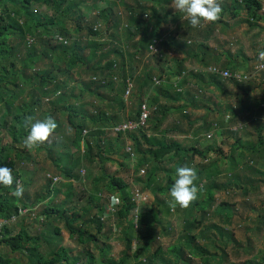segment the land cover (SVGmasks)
<instances>
[{"label": "trees", "instance_id": "1", "mask_svg": "<svg viewBox=\"0 0 264 264\" xmlns=\"http://www.w3.org/2000/svg\"><path fill=\"white\" fill-rule=\"evenodd\" d=\"M131 1L132 5H126L127 36L131 40L140 36L139 41L132 44L133 51L129 55L132 68L136 65L137 58L144 56V49H149L155 40H161L162 19L157 7L148 9L143 5V0ZM229 1L230 5L222 4L219 0L222 16L225 14L238 16L242 11H246L251 22L256 24L264 21V15L261 14L263 10L261 0ZM88 2V0H0V120H2V126L9 129L12 138L8 146L0 144V167L11 168L15 179L22 181V174L17 169L18 161L30 159L29 150L24 145V138L28 135L29 129L24 126L23 121L27 116L33 118L37 116L33 110L42 107L43 101L49 99L47 104L51 105V109L48 113L43 111L41 114L55 118L58 124L57 129L65 124L68 125V129H71L69 137L61 132V138L64 136L70 142V146L63 149L70 150L60 152L58 158H55V148L61 147L62 143H54L55 145L51 147H45L44 144L36 146L39 149L48 150L49 158L61 171V182L62 178L66 180L62 186H53V180L49 179L43 188V194L38 196L34 203H29L27 198L11 195L14 186L9 188L0 185V221L6 222H11L13 218H22L20 212H31V209L40 204L43 205V202H49L61 193L65 194V199L60 204L46 202L42 206L41 214L36 220L44 227L43 233L31 236L22 228L15 234L10 227L12 223H9L1 232L0 247L9 248L12 254H21L23 259L25 254V258L31 264H193L192 259L195 256H207L197 245V237L193 234L195 229L204 227L203 220L198 221L197 225L191 223L192 221H182L180 226L186 234L170 243L165 250L158 243L156 226L162 229L163 237L165 236L166 239L174 237L175 232L172 231L174 229L170 219L166 221L164 217V214L173 216V209L169 206L170 200H156L155 204L159 208L145 205L138 214L136 222L134 213L136 202L133 201V193L124 179L110 175L107 164L112 161L113 155H117L120 160L122 159L123 167H127L128 160L135 158L137 173L143 169L148 171V168L152 166L146 179L137 176L135 182L143 183V188L155 195H167L175 181L177 167L185 165L191 167L193 162L195 163V157L206 159L209 153L215 151L214 147L206 146L202 150L198 149L199 147H187L178 141L176 136L188 135L190 132V129L183 128L182 119L186 120L191 127L202 122L204 130L209 131L207 134L213 141L224 137L234 139L230 153L225 155L229 161L227 181L219 178L223 175L219 168V159H214L212 165L206 167V172L203 168L197 170L198 179L209 177V181L203 180L201 185V182L199 183L198 187L201 190L198 198L192 202V207L203 214L204 218L206 214L210 215L209 211L216 201V193L240 189L239 191L247 197L252 192L262 189L264 185V98L258 99L252 95L251 92L256 84L248 85L246 82L240 83L234 79L224 82L225 80L221 81V77L215 75L209 77L210 83H207L202 77L206 73L196 75L197 77H194L198 79L197 85L201 86L203 83H207V86L214 85L226 98L233 95L226 89L230 83L242 93L238 94V105L228 104L226 107L217 105L218 109L204 106V116L190 123V115L187 111L190 109L197 111L202 108L199 105L200 100L207 94L189 89L191 78L186 74L184 66L187 59H175L174 65L170 67L169 64L168 69L164 70L168 59L156 55L154 62L161 71L158 77L164 78V82L159 86L154 83L156 75L151 67H146L143 74L133 77V71L128 72L126 69L124 49L116 43L101 42V39L105 37L114 40L116 37L111 34V30L113 32V29L118 28L122 23L121 16L116 10V0L108 4L105 9L101 7L96 9L101 0H92V9L98 11V14L92 17L94 22L87 21V16L83 13V5ZM35 5L46 6L53 10V14L42 12L37 14L33 12ZM149 10L152 16L147 20L144 14ZM233 10L234 14L231 13ZM153 21H157L156 29L150 34L149 28ZM223 22L220 17L218 21L208 23V31H212L214 26ZM96 23L105 25L106 29L101 32L98 31L99 29L95 30ZM183 23V26L186 25L187 34L194 38H198L199 29L206 24L202 22V26L193 28L187 19ZM256 26L251 24V27ZM84 31L90 38L87 46L90 50L88 55L85 53L81 39L76 38ZM57 36L67 39L68 45L58 44L55 40ZM29 37L35 38L32 45H29ZM171 40L173 39L168 37L163 45L169 46ZM181 46L189 48L188 43ZM194 50L193 48L192 51ZM56 53L63 56L65 71L53 62V55ZM47 59L52 61L51 68L40 71L38 65ZM202 63L200 61V64ZM209 64V61H206L203 66L207 67ZM78 66H81L86 77L82 80L81 92L88 93L101 103L107 104V108L92 102L91 106L94 110L88 111L86 103H79L83 95L73 93L75 87H72L71 94L67 93L69 84L63 77H71L73 70ZM220 68L236 72L240 69V63L232 61L231 64L220 66ZM116 71H119V83L112 78L108 81L107 77L116 75ZM60 72L62 76H58ZM129 77L136 83L130 98L131 103L136 105V110L133 112L127 109L124 98L126 81ZM175 78H181V80H173ZM261 79L264 85V77ZM208 97V99L211 98ZM246 97L248 98L245 99ZM74 98L76 101L71 100ZM145 102L153 108L146 126L135 131L121 132L110 137L113 138L110 141L111 139L109 140L107 136L110 135L111 129L124 122L137 120L141 115V106ZM1 108L4 112H1ZM215 113L223 114L221 123L212 124L208 121L209 115ZM59 114L65 116V122L61 121ZM178 114L181 119L178 118ZM170 116L173 123L168 124L166 121ZM239 121H243L240 122L244 123L243 126L239 124ZM248 123L256 125L258 132L256 142H245L240 138L242 130ZM237 125L243 128L234 130L233 128ZM213 127H219V130L215 133L210 131ZM193 132L194 129L191 130V133ZM165 162H172L173 166L166 170L167 182L163 186L159 183L161 172L159 167ZM94 164L101 171L100 175L92 180L95 192L82 191L79 196L76 195L74 183L82 179L81 172H77L78 169L85 167L91 175ZM105 188L119 193L120 203L116 219L121 228H119L120 240L124 249L118 261L111 257V246L104 240V238L108 240L110 238L103 235L104 217L107 215L108 205L100 203L98 195ZM74 198H77L79 202L82 198H86L87 203L80 208L78 205L73 207ZM234 208V204L221 203L215 211L223 216L220 220L221 225L217 223L209 225L207 228L204 227L201 233L205 240L215 236L212 232L217 234L215 243L218 244L221 255V258L216 261L217 264L228 263L229 256L226 250L229 244L245 248L246 254L250 255L249 248L243 247L233 234V230L228 228L233 223ZM260 218L262 225H259L257 232L264 228V212L260 214ZM52 223L62 225L70 239L78 245L79 250L75 254L56 243L57 237L60 236V229L52 226ZM248 245L252 247L251 242H248ZM40 249H46L44 254L46 257L41 254L36 255ZM252 259L245 264H264V256ZM0 264H22V261L0 254ZM206 264H209V259H206Z\"/></svg>", "mask_w": 264, "mask_h": 264}, {"label": "rangeland", "instance_id": "2", "mask_svg": "<svg viewBox=\"0 0 264 264\" xmlns=\"http://www.w3.org/2000/svg\"><path fill=\"white\" fill-rule=\"evenodd\" d=\"M89 2L86 5H83V13L87 16V21L94 22V19L92 18L95 14H98V11H96L97 8L101 7L105 9L108 4H111L113 0H101V2L98 4V7L96 9H92L91 1L88 0ZM236 1V0H232ZM263 2V10L261 12L262 15H264V0H261ZM131 0H116V10L118 11V14L121 16L122 23L119 25L118 28L113 29L114 34L111 30V34L115 35V39L111 40L108 37H105L103 40L101 39L102 43L106 44H111V43H116L117 45L120 44L121 48H123L127 53L130 55L132 52L130 51L129 46L133 43H136L139 41L140 36L136 37L135 40H131L127 36V22H126V5H132ZM222 4L227 3L230 5L229 0H220ZM143 5L148 7V9H151L155 6V2L151 0H143L142 1ZM165 4V3H163ZM162 4V7L164 6ZM172 4V0L166 3V11L168 10L169 12H172L173 14H176L177 12L173 9L170 8ZM86 6V7H85ZM167 11V12H168ZM33 12L38 13H47L49 15L53 14V10L46 6H37L35 5L33 7ZM231 13H235L233 10ZM149 15V17L147 16ZM145 19H149L152 16V13L150 11L145 12ZM176 19L175 22L169 24L170 31L173 33L174 30V24L178 23V19L185 20L184 16H180L179 14H176L175 16L172 15V20ZM223 23H218L216 26L213 27L212 31H208L209 27L207 26L208 23L204 24L201 29H199L200 35L198 38H194L189 36L187 33L183 34L178 31L176 34H172L170 38L173 40L169 42H177L179 45H183L184 43L189 44V49H195V53H201L203 56V59L195 60L193 62L192 58L189 59V61L186 62L185 66V72L188 76H190L191 84H189V89L192 90H198L201 93L207 94L204 98L200 97L202 100L199 103V105L202 107L198 109L197 111H192L191 109L187 111V113L190 115V123L195 122L196 119L201 118L205 114V107L207 108H216L218 109L217 105H221L222 107L228 104L232 105H238L239 99H238V94H241L242 91L238 89L236 86H234L232 83L228 84L226 86V89L228 92L233 93L230 98H226L224 95L220 93V91L214 86H207V83H210V78L213 77L214 75L209 71V66L211 67H218L220 66H225L226 64H231L233 62H239L240 63V69L239 72L243 74H248L249 76L251 75L252 77L250 78L248 82V85L251 84H256L258 86L253 87L254 90H252V95L254 97H257L258 99L264 98V85L261 77H264V62L260 61L258 59V52L260 50H264V21L258 22V23H253L250 21V17L246 11H242L240 15L234 16V15H229L225 14V17L223 19ZM250 21V22H249ZM155 23V24H154ZM183 23V21L181 22ZM157 24V21H153V24L149 28V33L151 34L154 32L156 29L155 26ZM251 24L257 25L259 28H254L251 27ZM96 29H99L98 31H103L106 29L105 25H101V23H96ZM167 28V29H169ZM161 32H164V28H160ZM177 31V29H176ZM160 32V33H161ZM79 37L81 39L83 46L85 47V53L88 55L90 53V50L87 48L88 44L90 43V38L88 37V34L86 31L82 32L80 35H77L76 38ZM35 39V38H34ZM189 41V42H187ZM161 40H155L153 45L159 46V50L157 53V56L164 58L165 54L164 51L162 50L161 45H159ZM171 44V43H170ZM199 46L201 48V52H196V46ZM145 53L144 55L146 57H149V60L156 61V55H153L152 52L149 49L146 48L144 49ZM145 56H142L141 59H143ZM129 58V56H126V60ZM146 59V58H145ZM165 60V59H164ZM209 60V65L207 67L203 66L205 65V62ZM229 60V61H228ZM200 61L203 63L200 64ZM227 63H223L226 62ZM53 62L56 63L57 65L60 66L61 68H64V58L62 55L59 53H56L53 55ZM170 62V67L173 64V61ZM211 62H216L215 64H211ZM52 63L50 62L49 59H47L44 63L39 64V70L40 71H45L47 70L46 68H49V65ZM219 63V64H218ZM164 70L166 69V63L164 66ZM221 69V68H220ZM65 71V68L63 69ZM73 74L71 77H76L78 76L80 79H83L85 77L84 71L82 70L81 66H78L75 68L72 72ZM202 76L204 79L203 81L207 82L206 84L203 83L201 86L197 85V78L194 76L196 75H204ZM62 72L58 73V76H62ZM217 76V75H215ZM197 77V76H196ZM219 77V76H217ZM73 79V78H72ZM72 81L71 86L76 87L75 94H79L82 89V81ZM222 79V78H221ZM219 78V80H221ZM173 80H181V78H175ZM225 80V81H224ZM221 81L226 82V79H222ZM256 88V89H255ZM204 94H200L203 95ZM83 95V101L87 104V110L88 111H93L94 109L91 106L92 102H95L98 105H101V102L96 100L93 96L89 95L88 93L84 92L82 93ZM210 96L211 98L208 99ZM208 97V98H207ZM246 97L245 99H247ZM18 102V101H17ZM47 103V101H45ZM103 104V103H102ZM105 105V104H103ZM126 105L127 109L131 112L136 110V105L132 104L130 99H126ZM149 105V104H148ZM102 106V105H101ZM205 106V107H204ZM151 112L153 111V108L151 107ZM1 112H4L3 108H1ZM126 116L125 114H123ZM171 115V114H170ZM223 114L215 113L214 115H209L208 121L212 124L215 123H221L222 121V116ZM178 118L181 119L180 115H177ZM183 123V128L190 129V132L188 135H178L176 138L178 141L183 143L187 147L194 146L195 148L202 149V147L210 146L214 147L215 151L211 152L208 154V157L206 159H202L201 157H195V163L193 162V165L191 167H194L196 171L198 169L203 168L206 172V167L208 165H212V161L214 159H219V168L222 172L223 175L219 176L222 181H227V177H229V161L227 158H225L226 154L230 153V147L234 143V139L232 138H226L224 137L223 139H216L212 141L210 136L208 135L209 131H205L204 127L202 126L203 123L199 122L194 124L192 127L188 124V122L184 119ZM168 124L173 123L172 116L167 118L166 121ZM243 121H239V124H244L240 123ZM166 124V125H168ZM243 126V125H242ZM240 125L235 126L233 129L237 130L240 128H243ZM194 129V132L191 133V130ZM197 130V131H196ZM219 130V127L215 128L213 127L214 133ZM198 132V134L196 132ZM61 132L62 134L64 133L65 136L69 137L70 133L68 132V127L64 125V129L58 128L56 129L55 133L53 134V137L50 139L49 142L44 143L45 147H51L52 145H55L54 143L60 142L62 145L61 147H56L55 148V158L56 155L58 156V153H62L65 151H69L70 149L66 148L65 150L63 149L64 147H69L70 142L68 141V138H61ZM208 133V134H207ZM264 134V132H263ZM116 136L112 134L110 131V135L107 136V138L112 141L113 138ZM161 137H163V134H161ZM243 141L249 142V141H257L258 140V132L255 123H248L247 127L242 130V135L241 137ZM12 138L9 133V129H5L2 126V120H0V144L2 146H8V144H11ZM223 142V143H222ZM213 144V145H211ZM22 148V147H20ZM29 150V155L30 159H22L21 161H18L17 164V169L22 174V185L24 188L23 196L22 198H27L29 200V203H34L35 199L43 194V188L46 184V182L49 179H52V177L58 175H61V171L57 166L55 165L54 161L49 158L48 156V150L45 148H37L33 147L32 149ZM203 150V149H202ZM222 151V152H219ZM54 154V153H53ZM207 160V161H206ZM127 167H123L121 165L122 159L120 160L117 155L112 156V161L107 164L108 171L110 175H115L117 177H120L124 179V181L129 185V190L132 193H136L137 190H139L142 193V197L144 200V204L139 205V210L142 209L146 205V207L153 205L156 208H159L156 204V200H161V201H166V200H171V197L169 195V192L167 195H158V194H153L148 190H145L144 184H137L135 182V178L137 176H141L144 179L148 176V172L151 169V167L148 168V171L145 170V174H141V170L139 173L136 172V159H131L127 161ZM173 166L172 162H165L160 165L161 172L159 174V183H162L164 186L165 183L167 182V176H166V170L170 169ZM211 169V167H209ZM77 172H81V181L75 182L74 183V192L76 195L79 196L81 192L83 191H88L89 193H94V185L92 180L95 177H98L101 173L99 167L97 165H93L92 167V174L88 173L87 169L80 168L78 169ZM59 177V176H56ZM60 178V177H59ZM177 178V177H176ZM175 178V179H176ZM61 179V178H60ZM63 181L60 183H56L53 186L60 187L66 182L64 178H62ZM209 181V178L206 179H197L196 184L197 186H200L202 184L201 181ZM201 182V183H200ZM200 183V185H199ZM240 190V189H239ZM233 191L229 189L228 191H221L216 193V201L214 205L211 207V210L209 211L210 215L206 214L205 217L203 218V214L198 212L197 209L192 207L193 203L190 204L189 207L187 208H181L179 206L172 208V215L173 216H166L164 214V217L166 218V221H169L172 224V227L175 232L174 237L172 238H167L164 236L162 233V229L157 225V232H158V243L162 245V247L166 250V248L170 245V243H173V241L178 240L181 236H184L186 234V231L180 226L178 217L179 215H182L183 219L186 221H189L193 223L194 225L198 224V221L203 220V224L205 228H207L209 225L212 224H220V214H217L216 209L218 208L219 204L221 203H229V204H234L235 206V216L233 218V223L231 227V230H233V234L237 237V239L241 242L243 247L249 248V253L250 255L248 256L246 254V249H242L241 247H236L235 245H228V249L226 250L229 259L228 263L226 264H245L246 262L253 260L254 259H259L261 256H264V228L263 230H260L257 232V228H259V225L261 224V218L260 214L264 212V185L262 186V189L258 192H252L250 195L245 197L243 195L242 191ZM101 194L98 195L100 203H105L108 205V208L111 206L110 201L112 196H116L118 198V203H120L119 200V193L110 190L108 188L103 189ZM97 194V193H95ZM65 199V194L61 193L57 196V198L53 197V199L46 201L48 203L53 202V204L57 205L63 202ZM201 201V199H200ZM46 202H43V205L40 204L37 207H34L31 209V212H24L22 213L21 217L22 218H16L14 221L13 219L11 220L12 230H14L15 234H17L22 228L28 232L29 235L31 236H36L40 235L43 233L44 227L40 224L37 223L36 218L40 216L41 211H42V206L45 205ZM87 203L86 198H82V200L79 202L77 201V198L73 199V207L75 205H78V207H82ZM118 203L114 205L115 211L112 212L109 216L104 217V222H105V230L103 232L104 237L110 238L109 240L104 238L105 242L111 246V257L115 259L116 261L119 260L120 255L124 249L123 244L120 240L121 234H120V227L118 226V221L116 219V214L118 212ZM51 203V205H53ZM72 208V206H69ZM162 208V207H160ZM167 224V222H166ZM52 226H55L60 229V236L57 237L56 243H58L62 248L69 249L72 254H75L79 248L78 245L70 239L69 234L63 229L62 225L58 224H53ZM204 227L197 228L193 231V234L196 235L197 239L196 242L198 243L197 245L202 248L203 252L207 255L206 257L204 256H195L193 260V264H206V259H209V264H217L216 261L221 258L220 251H219V246L217 243H215V239L217 238V234L215 232H212L215 234L214 237H212L210 240H205L202 236L201 233L204 231ZM262 227V226H260ZM120 228V229H119ZM226 229V228H225ZM95 234V232H94ZM248 242L252 243V247H249ZM221 249V248H220ZM46 252V249H40L37 252V256H42L46 257L44 254ZM262 253V254H261ZM0 254L3 256H8L11 259H15L17 261H22V264H31L28 262V259L25 258L24 254V259L21 257V254H12L10 249L1 246L0 247ZM253 255V257H251ZM214 257V258H213ZM251 257V258H250Z\"/></svg>", "mask_w": 264, "mask_h": 264}, {"label": "clouds", "instance_id": "3", "mask_svg": "<svg viewBox=\"0 0 264 264\" xmlns=\"http://www.w3.org/2000/svg\"><path fill=\"white\" fill-rule=\"evenodd\" d=\"M171 8L175 11L184 13V18L189 21L193 28L202 26V22L214 23L218 21L222 13V7L219 0H172ZM161 43L162 41L160 44ZM152 45H150V47ZM258 59L264 62V50L258 52ZM158 79L160 78L158 77ZM161 80H164V78ZM23 124L29 129L28 135L24 138V145L28 149L49 142L58 127L55 118L52 116L35 120L31 116H27L24 118ZM68 132L70 133L71 129H68ZM12 171L11 168L0 167V185L9 188L14 186L11 195L17 198H22L24 192L23 185L15 179L12 175ZM176 177L177 178L169 190V195L171 197L169 206L171 208L177 206L187 208L198 198V193L201 190L196 184L198 179L197 171L194 167L187 165L180 166L176 168ZM117 203L118 198L112 196L110 204L114 206Z\"/></svg>", "mask_w": 264, "mask_h": 264}, {"label": "crops", "instance_id": "4", "mask_svg": "<svg viewBox=\"0 0 264 264\" xmlns=\"http://www.w3.org/2000/svg\"><path fill=\"white\" fill-rule=\"evenodd\" d=\"M151 1H154L155 2V6L154 7H157V9H158V11L160 13V17L162 19V21H161V28H164V30H165L164 32H161V35H162V37H161L162 43L160 45L162 47V50L164 51L165 59L166 58L168 59L167 60V63H166V66H167L166 69H168V67H169V64H170L169 61H173V64H171V65L172 66L174 65V60L175 59H180V60L187 59V61H189V59L192 58L193 62H195V60H197L198 58H199V60L203 59V55H202V52H201V48H199L198 45L196 46V48H197L196 49V52H201L199 54L198 53H195V51H192V49L185 48V47L179 45L177 42H175V43L174 42H169V44L171 43L169 46L163 45L164 40H167L168 37H171L172 34H176L178 31H180V33H183V34L188 33L187 30H186V25L183 26L184 23H181L182 21H185V20L178 19V23H175L174 24V30L175 31L173 33H171L172 31H170L169 24L173 23V21L175 22V20H176V19H173L172 20V15L175 16L176 14H179L180 16H182L183 13L182 12H179V11H176L177 13L176 14H173L172 12H169L168 10H167L168 12L166 11V9H167L166 3L169 2V1H171V0H151ZM163 3H165V4H163ZM162 4L164 5L163 7H162ZM149 11H151V10H149ZM183 16L185 17V15H183ZM220 17L222 19H224L225 16H222L221 15ZM167 28H169V29H167ZM176 29H177V31H176ZM118 45L120 46V44H118ZM129 48H130V51L132 52L133 51L132 42H131V45L129 46ZM125 56H129V54L127 53V51H125ZM141 58H142V56H139L137 58V60L135 62L136 65H133L132 68H131V60L129 58H127V60H126L127 68L126 69L128 70V72L133 71V75H134L133 77H138V75H141V74L144 73V70H145L146 67H151V68L154 69V72H155V75H156L155 77L158 78V76H160V74H161V71L158 70L157 63H155L152 60H149V57H146V56L143 59H141ZM228 61L223 62V63H227ZM215 63L216 62H211V64H215ZM50 68H51V65H49V69ZM64 68H65V66H64ZM118 73H119V71H116V75H114L112 77H107V80L109 81L112 78V80L113 81H116V83H117L119 81V79H120ZM188 77H190V76H188ZM63 78L65 80H67V82L69 84L68 89H67V93L68 94H71L72 93V87H74V86H71V82L72 81H78L80 78L78 76H76V77H63ZM93 78H95V77H93ZM83 79H86V77H84ZM83 79H80V80L82 81ZM95 80H96V78H95ZM37 84H38V81H37ZM75 90H76V87H75ZM75 90L73 91L74 94H75ZM81 90L82 89H80V91ZM82 93L83 92H80L79 94H76V95H82ZM48 100L49 99H47V101ZM71 100L76 101L75 98L74 99H71ZM125 100H126V98H125ZM79 103H85L83 101V97H80ZM17 105H18V103H17ZM101 105L107 108V106H106L107 104L103 105L101 103ZM86 107H87V105H86ZM49 109H51V105L50 104H47V103H45L43 101L42 107H39L38 109L33 110V111H35L34 113H36V115H37V116H34V120L35 119H44V118H46L44 116V114H41V113H43V111H46V113H48V110ZM59 117H60L61 121H64L65 120V116L63 114H59ZM65 125H66V127H68L67 124H65ZM61 128L64 129V125H62ZM58 157H59V153H58V156L56 155V158H58ZM56 176H59L61 178V176L58 175V174ZM56 176H54V177H56ZM60 181H61V179H60ZM60 181H59V183H60ZM177 217H178L179 223H181L182 221H186V220L183 219L182 215H179ZM222 217L223 216H221L220 219H222Z\"/></svg>", "mask_w": 264, "mask_h": 264}, {"label": "built area", "instance_id": "5", "mask_svg": "<svg viewBox=\"0 0 264 264\" xmlns=\"http://www.w3.org/2000/svg\"><path fill=\"white\" fill-rule=\"evenodd\" d=\"M55 40L58 44L68 45V43H69L67 39H65L61 36L55 37ZM28 42H29V45H32L35 42V39L29 37ZM150 50L152 53L157 54L158 50H159V46L152 45L150 47ZM208 69L213 75H217V76L221 77L222 79H226V80H233L234 79L235 81L240 82V83H242V82L247 83V81H249L250 78L252 77L251 75L249 76L248 74H243L241 72H232L230 70H222V69H219L216 67H209ZM126 82H127V87H126V91H125V98L130 99V97L132 96V93L134 91V80L129 77ZM154 82L157 86H159L164 82V80L154 78ZM151 114H152L151 109H150L148 103L145 102L141 106V115L137 120L124 122L118 126H115L111 129V132L113 135H115V134L118 135L121 132L125 133V132L135 131L137 129L145 127L148 119L151 116ZM141 174H145L144 169L141 170ZM52 180H53V185L60 181V179L58 177H52ZM133 201L136 202V209H135L134 213L136 215V222H137V216L142 211V209L139 210V205L145 203L143 200V197H142V193L139 190H137L136 193H133ZM115 210H116L115 207L111 205L107 211L106 216H109ZM22 213H24V211L20 212V215H22ZM15 219L16 218H13V221ZM9 223H11V222L0 221V240L2 239L1 232L3 231L4 226L8 225Z\"/></svg>", "mask_w": 264, "mask_h": 264}]
</instances>
